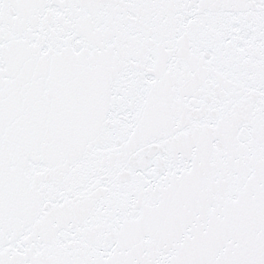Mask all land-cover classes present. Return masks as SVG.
<instances>
[{"label":"snow or ice","instance_id":"obj_1","mask_svg":"<svg viewBox=\"0 0 264 264\" xmlns=\"http://www.w3.org/2000/svg\"><path fill=\"white\" fill-rule=\"evenodd\" d=\"M0 264H264V0H0Z\"/></svg>","mask_w":264,"mask_h":264}]
</instances>
